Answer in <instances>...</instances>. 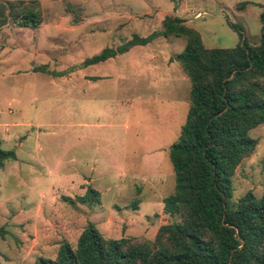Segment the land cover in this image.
<instances>
[{
    "label": "rangeland",
    "instance_id": "rangeland-1",
    "mask_svg": "<svg viewBox=\"0 0 264 264\" xmlns=\"http://www.w3.org/2000/svg\"><path fill=\"white\" fill-rule=\"evenodd\" d=\"M40 7L41 28H0V149L15 155L0 170L3 264L54 258L64 241L76 246L88 223L105 238H154L170 221L162 209L175 185L168 150L189 104L190 82L173 59L185 40L159 36L80 63L157 31L166 15L196 29L207 48L237 44L229 22L257 44L264 0H40ZM38 66L66 73L33 71ZM248 134L258 144L231 176L233 200L264 193V122ZM88 188L98 200L79 202Z\"/></svg>",
    "mask_w": 264,
    "mask_h": 264
},
{
    "label": "trees",
    "instance_id": "trees-1",
    "mask_svg": "<svg viewBox=\"0 0 264 264\" xmlns=\"http://www.w3.org/2000/svg\"><path fill=\"white\" fill-rule=\"evenodd\" d=\"M246 5L239 1L236 9ZM259 19V43H249L242 27L229 22L237 31V44L207 48L196 29L166 15L158 31L133 34L80 63L103 62L157 36L184 38L173 59L190 82L189 104L179 137L168 150L175 185L162 198V209L170 221L158 226L153 239L105 238L88 223L75 247L64 241L54 258L39 256L29 264H264V193L249 191L233 200L231 186L235 169L258 144L249 131L264 122V9ZM41 22L40 0H0V28L11 24L35 29ZM33 71L66 73L45 66ZM8 158L15 159L14 152L0 149V170ZM98 196L88 188L78 201Z\"/></svg>",
    "mask_w": 264,
    "mask_h": 264
},
{
    "label": "crops",
    "instance_id": "crops-1",
    "mask_svg": "<svg viewBox=\"0 0 264 264\" xmlns=\"http://www.w3.org/2000/svg\"><path fill=\"white\" fill-rule=\"evenodd\" d=\"M199 15H200V13L198 12L195 16H199ZM185 22H186V21H185ZM186 24H187V23H186ZM40 26H41V24L39 25V27H40ZM39 27H37V28H39ZM40 28H41V27H40ZM158 30H159V29H157V31H158ZM153 32H154V31H153ZM151 33H152V32H151ZM148 35H149V34H148ZM146 36H147V35H146ZM157 37H159V36H157ZM157 37H155V38H157ZM162 37H163V36H162ZM167 37H168V36H167ZM169 37H170V36H169ZM155 38H154V39H155ZM201 38H202V37H201ZM154 39H153V40H154ZM153 40H152V41H153ZM202 42H203V40H202ZM149 43H150V42H149ZM135 46H138V45H135ZM135 46H133V47H135ZM141 46H142V45H141ZM133 47H131V48H133ZM131 48H130V49H131ZM130 49H129V50H130ZM129 50H128V51H129ZM128 51H127V52H128ZM125 53H126V52H125ZM122 54H124V53H122ZM118 55H120V54H118ZM116 56H117V55H116ZM116 56H115V57H116ZM175 61H176V60H175ZM169 64H174V62L171 61V62H169ZM180 67H181V66H180Z\"/></svg>",
    "mask_w": 264,
    "mask_h": 264
}]
</instances>
